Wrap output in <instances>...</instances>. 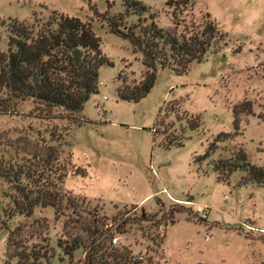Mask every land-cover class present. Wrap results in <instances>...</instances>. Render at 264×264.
Returning <instances> with one entry per match:
<instances>
[{
	"label": "rangeland",
	"instance_id": "1",
	"mask_svg": "<svg viewBox=\"0 0 264 264\" xmlns=\"http://www.w3.org/2000/svg\"><path fill=\"white\" fill-rule=\"evenodd\" d=\"M122 1L0 0L1 51L12 20L29 25L56 12L90 22L111 62L98 69L97 92L76 114L0 88V220L7 225L0 228V264H17L15 258L6 262L5 244L18 223L20 249L49 253L47 264H85L99 234L96 243L110 237L111 246L128 252L129 264H264V186L240 184L238 171L223 182L213 169L238 148L264 167V121L258 118L264 114V0H195L175 11L168 0H138L149 9L142 17L153 15L163 30H174L175 12L180 39L201 30L208 15L224 34L186 72L158 69L138 101L120 99L117 91L141 80V54L95 16H116L124 11ZM137 20L130 15L126 24ZM244 102L252 114L239 116L238 134L215 143L219 134L234 132L233 110ZM174 140L181 145H163ZM214 143L210 156L198 161ZM14 172L33 174L32 188L53 185L58 209L9 218ZM73 244L70 258L63 248Z\"/></svg>",
	"mask_w": 264,
	"mask_h": 264
},
{
	"label": "trees",
	"instance_id": "2",
	"mask_svg": "<svg viewBox=\"0 0 264 264\" xmlns=\"http://www.w3.org/2000/svg\"><path fill=\"white\" fill-rule=\"evenodd\" d=\"M194 1L168 0L166 5L174 11L185 10L193 5ZM111 5L108 4L109 7ZM122 6L124 11L116 16L107 13H95V16L106 22L110 32L128 39L133 51L141 54L144 68L141 80L132 87L123 84L118 89V97L123 100L138 101L145 97L153 87L158 69L170 68L176 74L184 73L192 62L202 61L211 46L218 45L224 39V34L209 15L208 22L201 30L188 37L180 36V39L175 31V12L174 30H163L153 21V15H150L149 21L142 17L149 10L142 2L123 0ZM130 15L137 16L135 25L126 24ZM7 30V50H0V88L6 89L12 97L22 101L32 100L45 108H61L73 114L79 113L90 95L97 92L98 69L104 64L111 65L101 53L100 42L92 31L91 23L53 12L48 19L34 18L33 23L29 25L12 20L7 25ZM242 114H252L250 102H244L234 108V132L219 134L215 143L238 134V120ZM258 118L264 121V114ZM215 143L208 147L204 155L198 156V161L210 156ZM163 145L169 147L181 145V142L174 140ZM213 169L218 179L223 182H228L230 175L238 171L242 174L240 184L264 186V167L252 164L242 148L235 150L228 158H219L213 163ZM14 173L10 177L15 187V195L10 196L12 210L9 218L17 215L29 218L35 208L58 209L61 199L57 192L50 190L53 185L49 188H32L33 174ZM7 174H3V178H6ZM75 174L84 176L85 172ZM65 176L66 174L63 175ZM142 215L146 216V213ZM2 227L6 228L7 225L0 220V228ZM21 231L20 223L8 231L5 244L6 262L15 258L17 264H42L41 261L47 264L49 253L35 250L26 253L20 249L16 239ZM100 235L102 234L90 242L92 250L87 254L85 264L131 262L128 252L110 245V237L105 236L96 243ZM106 243L110 246H106ZM74 250L75 244L65 246L63 253L71 258Z\"/></svg>",
	"mask_w": 264,
	"mask_h": 264
},
{
	"label": "built area",
	"instance_id": "3",
	"mask_svg": "<svg viewBox=\"0 0 264 264\" xmlns=\"http://www.w3.org/2000/svg\"><path fill=\"white\" fill-rule=\"evenodd\" d=\"M104 99H105V97H104ZM197 212H198L199 214H201L200 218L204 219V218L207 217V215H206V211H205V210H201V209H199ZM112 242L115 244V243L117 242V238H116V237L112 238ZM137 258L140 259L141 257H137Z\"/></svg>",
	"mask_w": 264,
	"mask_h": 264
},
{
	"label": "crops",
	"instance_id": "4",
	"mask_svg": "<svg viewBox=\"0 0 264 264\" xmlns=\"http://www.w3.org/2000/svg\"><path fill=\"white\" fill-rule=\"evenodd\" d=\"M170 200L174 203H191L190 201H183V200H179L177 198H174L173 196H169Z\"/></svg>",
	"mask_w": 264,
	"mask_h": 264
}]
</instances>
